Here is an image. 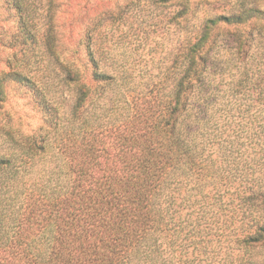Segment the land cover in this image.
I'll return each instance as SVG.
<instances>
[{
  "label": "trees",
  "instance_id": "obj_1",
  "mask_svg": "<svg viewBox=\"0 0 264 264\" xmlns=\"http://www.w3.org/2000/svg\"><path fill=\"white\" fill-rule=\"evenodd\" d=\"M12 1L23 17L22 4ZM241 13L238 9L206 19L199 34L183 40L177 53L170 50L162 60L142 67L129 60L131 52L115 64L103 62L104 53L93 48L89 37L92 84L76 89L80 103L73 106L72 117H61L68 121L62 130L57 110L36 82L19 72L0 77V96L5 80L34 93L56 132L55 149L62 160L54 186L23 181V197L12 204L0 192V264L186 263L172 239L178 235L182 244L187 238L182 233L191 226L189 221L184 225L191 213L184 218L181 209L192 207L189 200L203 187V177L229 180L228 167L242 176L241 161L229 160L223 145L215 149L213 141L225 121L218 116L221 96L214 72L226 62L220 49L214 51L220 38L214 29L241 25ZM23 24L26 28L24 19ZM240 47L244 53V45ZM93 97L106 100L99 112L91 107ZM259 127L264 134V123ZM39 141L33 147L43 151L45 139ZM233 143L231 154L240 150ZM12 159H0V168L11 166ZM11 178L17 176L3 180L0 191ZM247 183L235 192L239 202L233 214H263L254 233L238 241L263 247L264 180L253 176ZM190 260L186 264H193Z\"/></svg>",
  "mask_w": 264,
  "mask_h": 264
},
{
  "label": "rangeland",
  "instance_id": "obj_2",
  "mask_svg": "<svg viewBox=\"0 0 264 264\" xmlns=\"http://www.w3.org/2000/svg\"><path fill=\"white\" fill-rule=\"evenodd\" d=\"M18 2L24 8L23 17L12 0H0V77L19 72L36 82L58 112V130L68 125L65 119L72 117L73 106L80 103L76 100L78 86L92 84L86 47L89 37L93 48L104 53L103 62L115 64L123 59V53H133L129 60L142 67L162 60L170 50L177 53L183 40L199 34L206 19L242 11L241 25L221 24L214 29L220 35L216 41L219 48L214 51L220 49L226 62L214 72L221 96L218 116L223 115L225 121L220 122L213 138L215 149L223 145L229 160L241 161L242 176H234L228 167L229 180L203 177V187L189 200L192 207L181 209L184 218L191 213L184 223L189 221L191 226L182 233L187 238L182 244L178 235L172 239L178 242L177 254L186 263L191 259L193 264H264V246L253 248L238 241L254 233L255 221L263 212L248 217L241 210L233 214L239 202L236 190L245 189L253 176L264 180V134L259 127L264 123V0ZM250 15L253 18L246 20ZM0 99V159L13 158L11 166L0 168V184L17 176L7 180L0 192L2 200L12 204L23 197V181L54 186L62 160L55 149L56 132L30 89L5 80ZM105 101L93 97L91 107L99 112ZM237 133L242 138L236 139ZM253 133L254 139H247ZM40 138L45 139L43 151L33 147L40 144ZM232 141L234 148L240 149L233 154L229 150ZM224 158L228 161L227 155Z\"/></svg>",
  "mask_w": 264,
  "mask_h": 264
}]
</instances>
